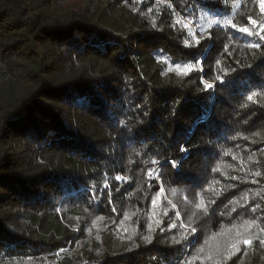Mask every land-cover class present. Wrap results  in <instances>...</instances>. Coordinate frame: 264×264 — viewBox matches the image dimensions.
<instances>
[{
  "label": "trees",
  "instance_id": "obj_1",
  "mask_svg": "<svg viewBox=\"0 0 264 264\" xmlns=\"http://www.w3.org/2000/svg\"><path fill=\"white\" fill-rule=\"evenodd\" d=\"M249 16L258 0H0V264H264V41L222 23Z\"/></svg>",
  "mask_w": 264,
  "mask_h": 264
},
{
  "label": "snow or ice",
  "instance_id": "obj_2",
  "mask_svg": "<svg viewBox=\"0 0 264 264\" xmlns=\"http://www.w3.org/2000/svg\"><path fill=\"white\" fill-rule=\"evenodd\" d=\"M259 3V8H260V12L262 14H264V0H258ZM149 11L151 12V9H149ZM184 19V23H183V27L186 30L188 36L194 40L196 45H199L201 43V39L200 37L203 35V32L205 31V29L200 26L198 31H199V35H197L196 32L193 31V27L192 25L194 24V21L191 17H185ZM181 21L179 19L175 20L174 23L179 24ZM221 21L219 20H211L209 21L208 27H211V25L213 24H220ZM223 27L228 28L231 27L232 29L238 31L239 33L242 34H247L249 36H256L259 38V41H264V18H262L260 21H257L256 19L252 18L251 16L248 17V25L250 26H238L237 24L233 23L232 19H224L223 20ZM153 27H155V24H153ZM210 39V37H208ZM185 46H191L187 43V41L185 42ZM248 48L250 49H255V48H259L261 47V45L257 42V43H249L247 45ZM176 70L178 72H183L185 75H187L190 71H193V65L191 64H184V65H176ZM217 79H219V77H217ZM204 83V89L205 90H209L211 88L214 87V84L212 83H207V82H203ZM257 95V93L253 92L250 95L247 96V100L252 102V103H256V100H254V97ZM244 107H247V105H243ZM181 151H187L186 148L182 147ZM153 163H158V161L153 160ZM173 166H176V162L173 161L172 162ZM154 170H149L148 172V176L149 178H151L152 174H153ZM256 175H259V173H256ZM115 180L117 182L120 183H124V177H122L121 175H117L115 177ZM104 187H108L107 184L104 185ZM109 196H111V193H109ZM152 204L155 205L156 204V199L152 200ZM115 210V209H114ZM177 216L179 217V213H177ZM157 223H160L159 221H157ZM246 224L249 225V227L251 226V224H254L255 221L252 222H245ZM151 227V226H149ZM171 227H176L175 224H172ZM181 227H184L183 225H181ZM192 232H195V229H191ZM144 239L147 241L149 240V237H144ZM177 243H179V241H177ZM261 244H264V240L260 241ZM236 244H243V245H250L251 244V240L247 239V238H240L237 239Z\"/></svg>",
  "mask_w": 264,
  "mask_h": 264
},
{
  "label": "rangeland",
  "instance_id": "obj_3",
  "mask_svg": "<svg viewBox=\"0 0 264 264\" xmlns=\"http://www.w3.org/2000/svg\"><path fill=\"white\" fill-rule=\"evenodd\" d=\"M193 31L194 32H196V29H194L193 28ZM197 34H198V31L196 32ZM247 35V34H246ZM247 36H249V35H247ZM190 38V37H189ZM172 68V70H174V71H176V67H171V66H169V69H171ZM96 227L95 228H92V229H90V231L92 232V233H97V231L98 230H101L100 228H99V226L98 225H95Z\"/></svg>",
  "mask_w": 264,
  "mask_h": 264
}]
</instances>
